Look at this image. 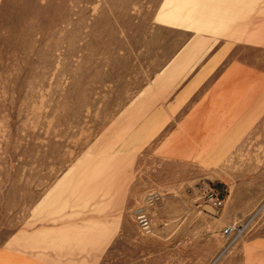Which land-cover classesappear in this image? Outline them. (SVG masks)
I'll return each mask as SVG.
<instances>
[{
	"label": "rangeland",
	"instance_id": "374dc122",
	"mask_svg": "<svg viewBox=\"0 0 264 264\" xmlns=\"http://www.w3.org/2000/svg\"><path fill=\"white\" fill-rule=\"evenodd\" d=\"M168 5L0 0V264H264V112L224 159L98 152L194 34L161 24Z\"/></svg>",
	"mask_w": 264,
	"mask_h": 264
},
{
	"label": "crops",
	"instance_id": "0c3cea01",
	"mask_svg": "<svg viewBox=\"0 0 264 264\" xmlns=\"http://www.w3.org/2000/svg\"><path fill=\"white\" fill-rule=\"evenodd\" d=\"M168 2L161 24L194 34L114 118L98 152L128 159L153 151L183 164L232 157L264 112L257 59L264 54V0ZM106 184L113 189V179Z\"/></svg>",
	"mask_w": 264,
	"mask_h": 264
},
{
	"label": "built area",
	"instance_id": "2783aa9c",
	"mask_svg": "<svg viewBox=\"0 0 264 264\" xmlns=\"http://www.w3.org/2000/svg\"><path fill=\"white\" fill-rule=\"evenodd\" d=\"M209 202H213L214 206L221 207L223 205V199L218 196L216 193H211L210 198L208 200ZM229 232V229L226 230V233Z\"/></svg>",
	"mask_w": 264,
	"mask_h": 264
}]
</instances>
